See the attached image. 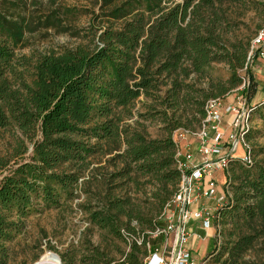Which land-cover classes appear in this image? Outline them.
Here are the masks:
<instances>
[{"label":"trees","instance_id":"16d2710c","mask_svg":"<svg viewBox=\"0 0 264 264\" xmlns=\"http://www.w3.org/2000/svg\"><path fill=\"white\" fill-rule=\"evenodd\" d=\"M248 1L255 0H96L99 13L92 21L105 24L92 23L89 44L40 54L33 61L15 54L32 28L25 16H15L25 0H0V264L8 263V244L31 215L76 197L90 158L109 142L124 145L125 166L114 177L132 179L134 172L155 180L161 186L154 195L158 207L150 215L109 193L103 207L88 208L89 220L117 239L133 238L121 264H144L147 242L152 252L165 244L167 234H153L166 228L163 213L182 179L174 130L184 126L186 115L204 121L210 99L230 102L227 94L242 84L244 69L247 80L239 95L252 104L260 93L261 80L249 63L259 55L250 56L251 45L230 43L224 36V5ZM77 13L65 7L62 14ZM59 18L54 11L47 22L59 26ZM215 62L229 67L226 81L208 74ZM206 77V86L197 85ZM142 95L159 102L165 136L149 138L122 125ZM253 109L264 111V101ZM228 166L224 187L230 185L231 193L215 212L209 258L227 232L220 257L227 254V262L238 264L264 234V163L235 155ZM244 227L254 232L244 234ZM59 256L63 264L112 261L90 241Z\"/></svg>","mask_w":264,"mask_h":264},{"label":"rangeland","instance_id":"374dc122","mask_svg":"<svg viewBox=\"0 0 264 264\" xmlns=\"http://www.w3.org/2000/svg\"><path fill=\"white\" fill-rule=\"evenodd\" d=\"M261 3H264V0L224 5L225 17L228 21L224 35L226 40L230 43L238 42L244 46L252 45L255 34L264 26V5ZM65 7H75L78 13L71 16L62 14ZM54 11L60 16L59 26L47 22ZM97 13H99V5L96 0H25L15 16L20 14L25 16L31 21L32 28L26 32L25 40L15 49L17 59L27 58L36 61L40 54L89 44L93 39L89 28L94 23L92 18ZM103 21L99 19L94 25L105 24ZM251 62L250 59L249 63L262 83L260 93L252 104L239 95L241 93L238 91L244 87L247 80L244 69L240 72L243 78L242 84L232 89L227 97L229 96V100L237 107L240 104L243 105L248 115L245 121L248 130L244 135V142L239 146L241 149L239 153L242 156L244 152H249L254 162L264 163V111L251 110L264 101V88H262L264 87V59L260 58L254 63ZM208 74L215 81H226L230 76V70L224 62H215L209 68ZM208 81L209 78L206 77L197 79L196 83L199 86H206ZM160 109L159 102L142 95L131 108V114L124 116L122 125L130 132L139 131L149 138L163 137L167 131L162 115L157 113ZM235 120V114H228L219 124V130L224 133L225 138L227 134L234 133L235 129L232 127ZM182 123L184 126L174 130L173 138L179 148L184 150L191 148L198 156V145L202 140L196 133L204 127V123L198 122L193 115H186ZM182 130H187L183 137L180 136ZM215 133L214 130L209 129L208 140H211ZM123 149V143L121 145L112 142L104 143L103 150L90 158V167L81 178L80 187L73 200L67 201L59 208L46 209L31 215L26 220V227L22 233L8 244L10 252L7 264H34L46 253L59 255L71 249H80L87 241L99 246L112 259L110 264H121L124 253L130 251L133 238L117 239L100 229L89 220L88 208L100 209L104 206L105 196L111 193V196L133 202L146 213L151 211L150 215L156 214L158 204L154 195L161 189L155 180L139 176L134 172L129 176L133 177L132 179L114 177L125 166L120 157ZM229 166L225 168V173ZM169 187L172 189L171 185ZM230 190V185L224 187L225 193L227 191L231 193ZM134 225L139 229L136 222ZM251 232L254 231L247 227L243 228L244 234ZM152 236L150 235L148 240H151ZM137 238L138 243L142 244L143 235L140 234ZM227 241L228 234L224 232L218 251L212 258L205 257L204 259L207 260L205 264H232L227 262V254L220 257ZM165 245L166 243L162 244V248H165ZM144 249L149 251V242ZM238 264H264V234L255 240L253 247L246 252Z\"/></svg>","mask_w":264,"mask_h":264},{"label":"built area","instance_id":"2783aa9c","mask_svg":"<svg viewBox=\"0 0 264 264\" xmlns=\"http://www.w3.org/2000/svg\"><path fill=\"white\" fill-rule=\"evenodd\" d=\"M259 55L264 59V26L255 34L250 56ZM225 114H235L236 120L228 138L219 130V124ZM246 108L238 107L232 102H225L220 98L210 99L206 104V117L204 127L196 133L201 138L198 145V156L191 148H179L176 156L180 159L178 166L182 171V179L179 191L167 204L163 213L166 220V228L157 230L153 235L167 234L172 236V243L165 242V248H157L154 252L149 250L144 264H205L200 262L188 246L189 234L187 225L191 221L200 222L203 227H210L215 217V212L226 199V193L218 196L215 173L225 170L230 159L242 142L248 127L246 125ZM216 133L208 140V130ZM187 130L180 131L183 137ZM207 138V139H206ZM247 163H251L252 156L244 152L241 156ZM217 199V209H211L204 205V200ZM170 247V250L168 248Z\"/></svg>","mask_w":264,"mask_h":264},{"label":"crops","instance_id":"0c3cea01","mask_svg":"<svg viewBox=\"0 0 264 264\" xmlns=\"http://www.w3.org/2000/svg\"><path fill=\"white\" fill-rule=\"evenodd\" d=\"M229 135L228 134L226 135V139L228 138ZM240 151L241 149L238 148L236 155L241 156V154L239 153ZM215 179L217 182L218 196H220L225 193L224 184L226 183V176L224 170L217 171L215 173ZM202 203L211 209H215V210L217 209V204H218L217 199L204 200ZM187 228L189 234V241H188L189 248L192 249L194 255L197 257V259L200 262H206L207 260H205L204 258L205 257L209 258V254H210L209 251L213 246L216 236V226L212 222L211 226L206 228L203 227L200 222L191 221L188 223ZM172 239L173 237L170 236L167 239V242L169 243L170 241V243H172Z\"/></svg>","mask_w":264,"mask_h":264},{"label":"bare ground","instance_id":"6f19581e","mask_svg":"<svg viewBox=\"0 0 264 264\" xmlns=\"http://www.w3.org/2000/svg\"><path fill=\"white\" fill-rule=\"evenodd\" d=\"M37 262H39V264H60L58 259L52 253H46Z\"/></svg>","mask_w":264,"mask_h":264},{"label":"water","instance_id":"95a60500","mask_svg":"<svg viewBox=\"0 0 264 264\" xmlns=\"http://www.w3.org/2000/svg\"><path fill=\"white\" fill-rule=\"evenodd\" d=\"M53 255L58 259L60 264H63L62 263V259H61V257L58 254L53 253ZM34 264H39V262H35Z\"/></svg>","mask_w":264,"mask_h":264}]
</instances>
